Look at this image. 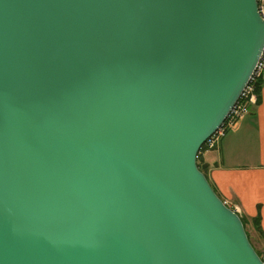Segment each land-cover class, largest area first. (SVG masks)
<instances>
[{
	"label": "water",
	"instance_id": "water-1",
	"mask_svg": "<svg viewBox=\"0 0 264 264\" xmlns=\"http://www.w3.org/2000/svg\"><path fill=\"white\" fill-rule=\"evenodd\" d=\"M263 48L257 0H0V264H264L196 163Z\"/></svg>",
	"mask_w": 264,
	"mask_h": 264
},
{
	"label": "crops",
	"instance_id": "crops-1",
	"mask_svg": "<svg viewBox=\"0 0 264 264\" xmlns=\"http://www.w3.org/2000/svg\"><path fill=\"white\" fill-rule=\"evenodd\" d=\"M259 82V101L248 115L200 153L209 183L221 199L239 207L258 251L264 246V72Z\"/></svg>",
	"mask_w": 264,
	"mask_h": 264
},
{
	"label": "built area",
	"instance_id": "built-area-1",
	"mask_svg": "<svg viewBox=\"0 0 264 264\" xmlns=\"http://www.w3.org/2000/svg\"><path fill=\"white\" fill-rule=\"evenodd\" d=\"M257 4H258V11L261 14V16L264 18V0H257ZM263 72H264V48L255 65V69L248 83L242 90L240 96L238 97V100L230 110L228 116L223 121L221 126L206 140L205 144L207 148L214 147L227 131L233 129L244 118V116L249 113L250 107L256 104L257 96H258L256 92V85L260 80ZM223 202L231 209H234L237 213H239V207L230 206V204L226 200H223ZM259 256L264 262V246L261 248Z\"/></svg>",
	"mask_w": 264,
	"mask_h": 264
},
{
	"label": "trees",
	"instance_id": "trees-1",
	"mask_svg": "<svg viewBox=\"0 0 264 264\" xmlns=\"http://www.w3.org/2000/svg\"><path fill=\"white\" fill-rule=\"evenodd\" d=\"M259 89H260V82L258 81V83H257V89H256V92H257V94L259 95ZM259 101V97L257 96V101H256V104H257V102ZM205 146H206V144L204 143L202 146H201V148L199 149V152H198V154H197V158H196V163H197V167L199 168V170L207 177V171H208V167H207V165H205V164H200V153H201V151L205 148ZM214 189V188H213ZM216 192V191H215ZM240 218H241V221H242V223H243V226H244V229H245V231H246V234H247V237H248V239H249V241L252 243V241H251V237H250V234L248 233V231H247V222H246V220L244 219V217L241 215L240 216ZM254 220H256V219H254ZM256 222H257V220H256ZM256 251H258V250H256ZM259 253V252H258Z\"/></svg>",
	"mask_w": 264,
	"mask_h": 264
},
{
	"label": "rangeland",
	"instance_id": "rangeland-1",
	"mask_svg": "<svg viewBox=\"0 0 264 264\" xmlns=\"http://www.w3.org/2000/svg\"><path fill=\"white\" fill-rule=\"evenodd\" d=\"M256 89H257V85H256ZM248 114H246L245 116H244V118L247 116ZM205 148H207V146H205ZM200 160V164H202V161H201V159H199ZM251 241H252V246L255 248V250H257L256 249V246H257V244H256V242L253 240V239H251ZM257 253L259 252L260 253V251H256ZM258 253V254H259Z\"/></svg>",
	"mask_w": 264,
	"mask_h": 264
}]
</instances>
